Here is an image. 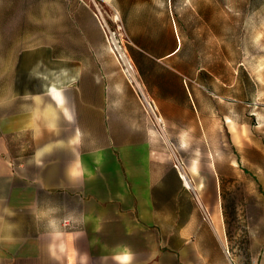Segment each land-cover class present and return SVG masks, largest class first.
I'll list each match as a JSON object with an SVG mask.
<instances>
[{
  "label": "crops",
  "instance_id": "obj_1",
  "mask_svg": "<svg viewBox=\"0 0 264 264\" xmlns=\"http://www.w3.org/2000/svg\"><path fill=\"white\" fill-rule=\"evenodd\" d=\"M104 1L128 25L123 0ZM75 2L0 0V264H234L220 194L203 192V180L192 182L178 159L175 169L169 135L109 120L107 87L97 81L78 87L75 67L65 96L58 52L64 40L76 57ZM61 8L68 10L62 20ZM96 17L82 23L81 41L102 35ZM123 72L154 111L133 67L131 76L124 65ZM154 97L155 106L165 105ZM44 106L55 111L51 144L29 146L23 140H37L44 130ZM60 122L68 129L66 160L55 152ZM207 166L218 168L214 160ZM186 168L193 174L197 161Z\"/></svg>",
  "mask_w": 264,
  "mask_h": 264
},
{
  "label": "rangeland",
  "instance_id": "obj_2",
  "mask_svg": "<svg viewBox=\"0 0 264 264\" xmlns=\"http://www.w3.org/2000/svg\"><path fill=\"white\" fill-rule=\"evenodd\" d=\"M123 6L128 25L122 14L114 19L115 9L104 0H76L74 12L70 9L76 20V57H71L73 43L68 47L64 40L58 52L65 96L67 73L75 67L78 87L86 83L92 88L95 81L107 87L109 120L122 118L125 127L169 135L175 169L178 159L192 182L203 180V192L220 194L234 264H264V0H123ZM98 10L105 23L94 15ZM67 13L59 10L61 20ZM90 17L97 18L102 35L85 43L79 31ZM121 54L154 111L123 72ZM84 68L88 74H81ZM79 93L83 96V90H76V97ZM155 94L164 106H155ZM42 114L44 130L37 140H23L29 146L51 144L55 111L44 106ZM160 114L178 120L157 123ZM59 124L54 143L60 149L55 152L66 160L68 129ZM12 147L19 161L20 142ZM213 160L215 171L207 166ZM194 161L198 168L190 174L186 167ZM13 172L18 176V170ZM194 191L199 194V186ZM3 206L0 201V210Z\"/></svg>",
  "mask_w": 264,
  "mask_h": 264
},
{
  "label": "bare ground",
  "instance_id": "obj_3",
  "mask_svg": "<svg viewBox=\"0 0 264 264\" xmlns=\"http://www.w3.org/2000/svg\"><path fill=\"white\" fill-rule=\"evenodd\" d=\"M97 16H98V18H100L99 20H101L103 23H105L104 22V20H103V17H102V13L98 10L97 11ZM114 19H117V16L114 14ZM121 58H123L124 59V62H125V71H126V73H128L130 76H131V74H132V67H131V64H130V62L128 61V59L125 57V55L124 54H121ZM149 108H150V106H149ZM156 121L158 122V123H161V121H160V119L159 118H156ZM180 167V169H181V176L186 180V175L184 174V168H183V166L181 167V166H179ZM187 182V181H186ZM192 186V185H191ZM193 187V186H192Z\"/></svg>",
  "mask_w": 264,
  "mask_h": 264
}]
</instances>
